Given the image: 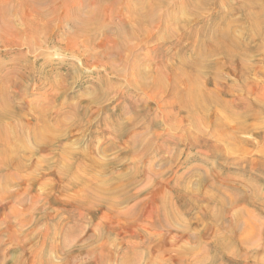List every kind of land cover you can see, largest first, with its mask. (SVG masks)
<instances>
[{
	"label": "rangeland",
	"instance_id": "1",
	"mask_svg": "<svg viewBox=\"0 0 264 264\" xmlns=\"http://www.w3.org/2000/svg\"><path fill=\"white\" fill-rule=\"evenodd\" d=\"M12 2L22 35L0 30V109L14 104L0 120L8 141L0 143V264H102L104 250L113 253L107 264H264V22L233 11L242 0L195 12L184 0H137L140 11L155 10L140 31L124 9L129 0H51L39 22L27 0ZM259 9L264 0L243 10ZM75 16L101 22L93 47L75 33ZM50 25L51 35L39 34ZM128 25L134 35L117 34ZM221 27L247 48L244 69L242 50L239 60L211 54ZM201 47L205 74L186 73ZM166 67H180L221 104L198 114L172 107ZM86 184L117 205L131 200L100 206ZM220 237L231 241L223 260Z\"/></svg>",
	"mask_w": 264,
	"mask_h": 264
},
{
	"label": "bare ground",
	"instance_id": "2",
	"mask_svg": "<svg viewBox=\"0 0 264 264\" xmlns=\"http://www.w3.org/2000/svg\"><path fill=\"white\" fill-rule=\"evenodd\" d=\"M13 0H0V5H2V6H5L6 7V9H5V14L3 15V17L0 19V30L2 31V32H5V30L7 31L8 29H10V28H15L16 29V31L18 32V28H17V25H16V23L13 21L14 19H13V16H14V13L16 12V11H14L13 12V10H14V6L13 5H10V3L12 2ZM26 1V0H25ZM97 1H100V0H97ZM185 1V3H186V5L188 6V7H190V8H192V10H193V12H195V10H196V7H197V5L199 4V5H208L209 3H211L212 1L213 2H219V0H184ZM49 2H51V0H27V3H28V5H30V8H33L34 10H35V14H36V16L38 15V22H39V20L40 19H42L43 20V17H44V14H43V12H42V10H41V7L43 6V5H46L47 3H49ZM13 3V2H12ZM11 3V4H12ZM138 3H139V0H138ZM262 3V0H242V3H241V7H238V8H233V11H238V12H240V13H242L243 14V16L245 17V18H249L250 20H252L253 21V25H255V24H263V22H264V9H259V10H257L256 12H255V15H251L252 14V12H250V13H247V12H245L243 9H247L248 7H252L253 8V10H254V6H258L259 4H261ZM71 8H73V10L75 11L76 10V8L77 7H71ZM71 8H70V10H71ZM140 8H141V11H140V9L137 7V0H129V2H128V4L127 5H125L124 6V9H127V11H129V15L131 16V24L132 25H134L136 28H137V30L138 31H140L144 26H146V25H149V24H151V22H153L152 21V17L155 15L154 14V12H155V10H154V8L153 7H150V5L149 6H147V5H145V4H142V5H140ZM241 8H243V9H241ZM78 10V12L77 13H79V14H81V10H79V8H77ZM143 11V12H142ZM31 13H32V10H31ZM245 14V15H244ZM71 16H72V14H70ZM80 16V15H79ZM93 16V15H92ZM132 17H133V19H132ZM72 21L75 23V22H77V23H75V24H77V25H75L76 26V28H75V33L76 34H87L88 36H89V39H88V44L91 46V47H93L94 45H96V41H95V39H96V32L98 31V28L95 26L96 25V23L97 22H99L98 21V19L96 20V22L95 21H89V20H83L82 21V19H78V18H76V16H75V18H73L72 17ZM263 21V22H262ZM100 23L101 22H99V24H98V26H99V28L101 27L100 26ZM37 24V23H36ZM38 25H39V23H38ZM37 25V26H38ZM34 27H36V25L34 24ZM39 27V26H38ZM13 28V29H14ZM14 29V30H15ZM54 28H53V26L52 25H50V26H48V28H45L44 29V31H43V33H39V34H46V35H51V32H52V30H53ZM105 29H107V28H105ZM30 32H32L33 33V35L34 34H36V33H38V30H37V27L36 28H34L33 29V31L32 30H30V29H28ZM96 30V31H95ZM118 30V29H117ZM127 30H131V35H134V32L132 31V30H136L135 28H130L129 27V25H128V29H127V27H124V28H122V29H119L118 31H117V34L119 35V33L120 34H122V35H124L125 33L124 32H126ZM262 30H263V28H262ZM104 32V34H107L108 33V31L107 30H105V31H103ZM263 32H264V30H263ZM18 35H22L21 33H19L18 32ZM125 36V35H124ZM190 37H192V36H190ZM215 37H216V41H214L213 43H215V44H219L218 46H216V45H214V50L211 52V54H224V55H226L227 57H229L230 58V60H232V59H234L235 60V58H236V60L238 59L239 60V58H240V60H241V63L243 64L242 65V69H244V67H245V61H246V59H247V48L242 44V42L238 39V38H236V37H234V36H232V33L227 29V28H225V27H221L218 31H215ZM217 39H219V40H217ZM195 50H197V49H195ZM235 50H242L244 53H242V55L243 56H241V57H239L238 58V55L236 54L237 53V51H235ZM199 58H198V56H197V58L198 59H196V60H194L192 63H189L188 64V68H185L184 69V71L186 72V73H189V74H198V72H200L201 73V75L204 73L205 74V72L203 71L204 69H206V68H204V66H206V64L208 65L209 64V62L207 61V63H206V59H202V57H203V55H204V53H205V50H203V48L201 47V49H200V51H199ZM104 54V53H103ZM109 54V53H108ZM107 55V54H106ZM110 55V54H109ZM106 58H107V56H106ZM167 68V73L168 72H171V74H173V76H172V78H173V83H174V86L172 87V95H173V97H172V101H171V106L172 107H176V106H179V105H181L182 107H184V108H186V109H189L190 110V112H192V113H197L198 111H202L203 110V108H204V105H206V103H214V104H216V103H220V102H216L215 101V99H211V95L210 94H208L206 91H199L198 89H197V83H196V81H194V80H192V79H188V77L187 78H184V76H186V75H182L181 73H180V67L178 68V69H172V68H170V67H166ZM135 68H133V70H134ZM141 69H140V67H136V72H137V75L139 76V73L141 74V71H140ZM135 72V71H134ZM144 75V74H143ZM148 76V75H147ZM162 76V75H161ZM144 77V76H143ZM156 78V77H155ZM139 79H141V78H139ZM145 79V78H144ZM137 81V80H136ZM141 81V80H140ZM148 81V80H147ZM146 82V81H145ZM148 82H150V81H148ZM155 82V84H161L162 83V81H161V79H160V76H157V79H156V81H154ZM183 82V83H182ZM183 84V86H185L186 88H182V85H180V84ZM148 84V83H147ZM8 95V94H7ZM7 95H6V97H5V99L7 98ZM0 97H1V99H2V95L0 94ZM11 97V96H10ZM214 97V96H213ZM9 98V97H8ZM11 98H13V97H11ZM217 99V98H216ZM11 100V99H10ZM9 100V101H10ZM1 102H2V100H1ZM15 102V101H14ZM8 103H10V102H8ZM13 103V102H12ZM221 104V103H220ZM0 105H1V103H0ZM9 105L11 106V104H8V105H6L7 106V108L6 109H3V107L1 106V109H0V120L1 119H9L11 116H12V113L10 112V111H8L9 110ZM228 104H226L225 103V106H226V108H228V106H227ZM12 106H14V104L12 105ZM12 106H11V108H12ZM218 106H220V105H218ZM10 108V109H11ZM178 108V107H177ZM8 109V110H7ZM206 111V110H205ZM203 112V111H202ZM191 113V114H192ZM198 114V113H197ZM246 114H248L247 112H245L243 115H246ZM244 123H245V121H244ZM244 123H240V125H239V127H237V129H239L240 131H242V130H247L246 129V127L244 126ZM215 125L216 126H221V127H223V130H227V124H226V121L224 120H222V119H220V120H218L216 123H215ZM0 126H1V124H0ZM1 128V127H0ZM249 130V129H248ZM1 131V130H0ZM5 131V130H4ZM16 131V130H15ZM225 132H227V131H225ZM16 133V132H15ZM1 134H2V131H1ZM6 134V133H5ZM20 134V133H19ZM18 134V135H19ZM226 134H228V132L226 133ZM7 135V134H6ZM17 135V136H18ZM13 136V135H12ZM20 136V135H19ZM226 136H229V135H226ZM19 138V137H18ZM50 141H51V139L49 140V141H47V142H49V145H51V143H50ZM0 143H1V146H2V148H4V146H6V144L8 143V141L6 140V136L4 135V134H2V136H1V138H0ZM3 144H4V146H3ZM18 145H19V143H18ZM6 149V148H5ZM0 150H2L1 149V147H0ZM3 151H4V149H3ZM2 151V153H3V155H1V157H0V171H2L3 170V167H4V164H5V161H7L5 158H6V153H7V150L5 151V152H3ZM19 151V150H18ZM1 154V153H0ZM17 154V156H16V158L15 159H13V164H15L14 166V168L16 169V173H15V178H17L18 177V174H19V171L22 169V167H20L21 166V160H22V158H21V154L20 153H16ZM19 155V156H18ZM14 157V156H13ZM91 161V160H90ZM117 162V161H116ZM91 163H92V161H91ZM90 163V164H91ZM97 164H99V163H97ZM94 165V164H93ZM102 165V164H101ZM96 167H98V166H96ZM65 172H66V170H65ZM13 176V175H12ZM17 176V177H16ZM11 178V177H10ZM15 178H11V180L10 181H12V180H14L15 181ZM79 181L80 182H82V180L81 179H79ZM8 183V182H7ZM74 184V183H73ZM72 184V185H73ZM77 185V184H76ZM69 186H71V182L69 183ZM129 186H131V181H130V183H129ZM81 187V186H80ZM107 188V187H106ZM238 190V189H237ZM82 191H84L85 192V194H87L88 195V198L89 199H92V200H94V201H96V202H100L98 205H108V207H110L109 209H115L117 206H119L120 204H123V203H125V202H128V201H130L131 200V197H128V196H124L122 199H120V201H119V205H117L118 204V202H117V204L115 203V202H112L113 201V199L112 198H110L109 197V195H108V190H106V189H104L103 187H100V186H98V185H94L93 184V186H88L87 184L85 185V188H83L82 189ZM83 192V193H84ZM114 194H116L115 192H113ZM237 193H239V191L238 192H236L235 193V195L237 194ZM234 194V193H233ZM239 196V195H238ZM19 200V199H18ZM159 210V209H158ZM160 211H161V209H160ZM162 213H164V212H162ZM129 214H131V213H129ZM161 215L162 214H160V216L159 217H161ZM162 217H164V215L162 216ZM158 220V219H157ZM160 220H162V218L160 219ZM159 220V221H160ZM158 221V222H159ZM166 221V220H165ZM165 221H163L162 220V222L161 223H163L162 225H165ZM169 223V222H168ZM166 224H167V222H166ZM159 225H161V224H159ZM167 225H169V224H167ZM166 226V225H165ZM71 232V231H70ZM73 232H71V234H72ZM217 243V245H216V249H220V253H222L221 251L222 250H227L228 248H229V246H230V244H231V241H226V238H219L218 239V241L216 242ZM213 246V245H212ZM211 247V246H210ZM159 248V247H158ZM212 248V247H211ZM213 249V248H212ZM212 249H211V251H212ZM222 249V250H221ZM215 250V249H214ZM102 251H103V249H102ZM129 252H130V250H128ZM132 252V251H131ZM213 252H215V251H213ZM133 253V252H132ZM219 253V251H217L216 252V254H218ZM130 254V253H129ZM222 254H223V256H222ZM222 254H220L219 255V257L220 258H222V257H224V252L222 253ZM125 255H126V253H125ZM138 255V254H137ZM136 255V256H137ZM140 256V255H139ZM215 256H218V255H215ZM218 257V260L220 259ZM204 258V257H203ZM217 258V257H216ZM216 258H215V260H216ZM113 259V253H112V251H110V250H104L103 252H102V256H101V262H102V264H107L109 261H111ZM125 258H123V260H124ZM122 260V261H123ZM126 260H128V261H125V263L126 262H129L131 259H126ZM198 260V259H197ZM212 260H213V258H212ZM222 260H223V258H222ZM134 261H135V259H134ZM180 261V260H179ZM217 261V260H216ZM132 262V261H131ZM131 262L129 263V264H131ZM136 262H137V260H136ZM201 262V261H200ZM206 262H210L208 259H207V261H205V262H203V264H205ZM134 263V262H133ZM181 263H182V260H181ZM199 263V262H198ZM217 263V262H216ZM215 262H214V264H216ZM201 264H202V262H201ZM208 264H210V263H208ZM213 264V263H212Z\"/></svg>",
	"mask_w": 264,
	"mask_h": 264
}]
</instances>
